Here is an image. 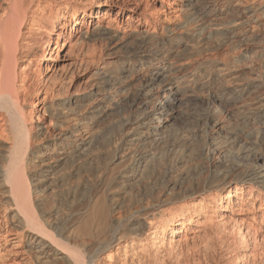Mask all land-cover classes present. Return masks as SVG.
<instances>
[{"label": "bare ground", "instance_id": "obj_1", "mask_svg": "<svg viewBox=\"0 0 264 264\" xmlns=\"http://www.w3.org/2000/svg\"><path fill=\"white\" fill-rule=\"evenodd\" d=\"M115 1L0 0V204L9 223L0 242L34 264H172L178 248L201 240L214 252L232 231L233 251L260 264L264 66L217 58L241 43V57L257 49L264 59V0L246 10L242 0H182L184 24L164 35L107 23L114 8L126 15ZM98 40L115 56L91 60L88 89L44 75L78 63L77 47ZM211 48L220 57H206ZM186 101L207 108L208 132L190 131L192 114L177 112ZM228 118L237 132H226Z\"/></svg>", "mask_w": 264, "mask_h": 264}, {"label": "rangeland", "instance_id": "obj_2", "mask_svg": "<svg viewBox=\"0 0 264 264\" xmlns=\"http://www.w3.org/2000/svg\"><path fill=\"white\" fill-rule=\"evenodd\" d=\"M260 1H262V0H260ZM260 1L259 0H242V7L241 8L242 9H245V10H246L247 7H248L247 9L252 8L250 6H253V4L256 5V4L262 3ZM216 2H218V3L220 2V4H221L222 3V0H217ZM115 3L118 6L124 5L122 7L126 9V15L125 16H122V17L119 16L118 8H114V10L112 12L108 13L107 23L110 22L109 24H111L113 26H116V25H117V27L120 26L118 28H120V30H122V31H127L128 29H130L132 31L133 30H138V29L145 30L148 26H150V28L152 30H155L158 34L164 35L163 33L164 32L167 33L168 30L169 31L174 30L173 32H175V31L177 32L178 30H176V29L177 28H180L182 26L181 24H184V22H185L184 21L185 18L183 19L184 14L181 13V11H182L181 10V8H182L181 6L183 5V1L182 0H117V1H115ZM219 8H223V7H219ZM130 9H132V11ZM134 9H135V11H134ZM142 19L145 20L143 23L141 22ZM87 29H88V26L86 25L84 27V30H87ZM166 29H167V31H165ZM208 36L209 37H212L211 31H210V33H209V31H206L205 32V37H208ZM213 36H216V38L217 37L219 38V36H217L215 34H213ZM233 47L235 49V51H234L235 54H233L234 53L233 52ZM244 47H245L244 44H241V43L240 44L239 43H236L235 44L234 43L233 46H232V48L229 51H226L225 53L220 54L221 57H220V55H218L215 52L214 48H211L208 52H205L204 54H206V57H207V55L210 56L211 53L212 54L214 53V56L213 55L212 56L214 58L215 57L216 58L217 57H220V58H217L220 61H221V58L223 59L222 56L225 55L224 57H226L228 55V57H229L230 56L229 54H231L233 56V57L231 56L233 58V62H235V64H236L235 65L233 63L234 64L233 66H237V67H238V64L240 66L241 65V61H244V60H245L244 62L247 65L249 63V66L251 64L260 65L261 63L264 66V63H263L264 62V59L263 58H262L263 60L259 59L260 62L258 61V58H261L262 57V56H260L261 55L260 50L254 49L252 51V53L250 52L248 55H246L248 57V60L245 57H241V55L242 56H245L244 54H241V52L243 51V50H241V48L244 49ZM111 50L112 49L108 45V43L107 42L105 43L104 41L98 40V41H95L93 43L83 42L76 49V51H77L76 53L79 55L78 63L75 62L76 64H73V66L72 65H69L68 66V64L65 63V62L59 63V66L57 68L55 67L54 70H52V71H48V72L46 71L47 73L44 74V75L47 76V78L49 79V81L50 80L51 81H53V80L54 81H59L61 79H66V81H68L67 83L69 85H71V84L73 85L74 84L75 85L74 87H76V88L88 89L89 88V85H87V83L85 81V76L91 71V69L93 67L92 66V63H91L92 62L91 60H95V62L97 64L104 63V62H108V61H110V59H112V57L115 56L114 53L111 52ZM67 51L68 50H66L64 53H62V58L65 57ZM254 51H256V53L258 51V53L255 54V56L253 54V53H255ZM56 54H59L60 55L61 54V51H58V53L55 52L54 57H56ZM108 54H111L109 56V58H108ZM86 55H87V57H86ZM91 55L93 57H95V58H92ZM258 55H259V57H258ZM202 56H203V54H202ZM198 57L199 58H202L201 56H198ZM204 57H205V55H204ZM228 57L224 58V60L227 59ZM256 58H257V60H256ZM82 60H83V62H81ZM243 64L244 63L242 62V65L240 66V68L239 67L238 68L239 69H243V68L248 67V66L243 65ZM68 67H70V68H68ZM237 67H236V69H237ZM65 68H68V72L67 73L64 71ZM234 69H235V67H234ZM185 105H186V110L184 109V106ZM193 105H194V107H193ZM196 105H197V107H196ZM181 107H182V109H181ZM181 107L177 111V112L180 113V116H181V114L184 111L186 112L187 115H189L190 113L192 114L191 115V119H190L191 121L189 120L191 123L189 122V124H192L193 123L192 124L193 126L191 127V125H188V128L189 129L192 128L190 131H192L194 134L195 133H198L199 135H203L202 133L208 132V130L206 129V127L204 125V121H202V120L205 119L204 117H206L208 110H207L206 107H203V109H202V104L200 103V101H199V103H198V101H197V103L196 102L190 103V101H188V102L186 101ZM190 107L191 108H194V109H191ZM187 109H188V111L189 110L190 111L188 112ZM191 110H193V112ZM197 111H198V115H196L197 114ZM199 111L202 112V113H200ZM182 115H184V114H182ZM200 115H201V118H200ZM202 115H204V116L202 117ZM195 117H197V120H196ZM234 121H235L234 119L228 118V122L229 123L231 122V123L229 124L228 122H225V123H228L227 125L225 124L226 125L225 126L226 127V132L229 131V130L232 132V128L233 129L235 128V125L234 124H236V122H234ZM177 122H178V125H177V127L175 129L176 132L181 131L180 129L183 128L182 123H181V121H179V119H178ZM232 122H234V124ZM180 123H181V125H180ZM201 124H203V125H201ZM231 124L233 125V127H232ZM228 125H230L229 128H231V129H229L227 127ZM178 126L180 128H178ZM177 128L179 129L178 131H177ZM193 128L196 131L193 130ZM234 131L237 132L236 129H234L233 132ZM115 132H116V128L115 127L114 128L113 127H109L108 131L104 135H105L106 138H111V136L114 135ZM236 134H238V133H236ZM225 135H226V133L223 136H225ZM199 161H198V165L201 167V169H203V171H206L207 165H205V162L203 160L202 161L199 160ZM263 194L264 193H262L261 195H259V198L260 199L258 198V202L255 203V213H256L255 214V218L258 219V222H260L259 220H261V213L264 212V209H263L264 208V200H263L264 199V195ZM1 205L2 204H0V227L8 228L9 223H7L8 221H6L8 212L7 211H4V208ZM259 206H261V208H259ZM251 224L253 225V223H251ZM257 227L258 226H256L255 232H252V234H251V235H253L256 238L258 236H260V233H261L260 231L257 230ZM253 228H255V227H252L251 228L254 231ZM230 234L231 235L232 234H235V232H232L231 231V232H228L227 234H225L223 236L224 237L223 238L224 239L223 240L224 242L222 241L221 245H217L218 247L216 248V251H215V249H213L214 252L212 250L211 251H208L209 254H208V252L207 253L205 252V249H200V248H205V243L202 242L201 240L195 241L194 242V245H193V242H190L189 246L184 247L185 246L184 245L182 247V249H180L181 247L178 248L176 250L178 252H176V253H178L177 256H179V257H176V261L177 262L174 259V261H173L172 264H176V263L177 264H190V263H192L191 262L192 258H193L192 261H194V262H195V260H199L200 261L197 264H226V263L227 264H230V263H228V261L229 262L234 261L235 258H241L242 260L244 259L243 260V263L244 264H252V261L253 260L249 256V252H247V251L246 252H244V251L243 252H241V251L239 252V251H235V250H234L235 252L233 251L232 243H233V239H234V236L235 235H232L233 236L232 237ZM251 235H249V234L248 235H245L246 236L245 239L246 240L247 239L250 240L253 237ZM200 242H202V243H200ZM196 246H197V248H196ZM199 246H200V248H199ZM261 246H262L261 247V250L263 251L264 250V245H261ZM180 250L181 251L183 250L182 251L183 253ZM187 250H188V252H190V253H188L189 254V257L186 256L187 255V252H186ZM191 250H194L198 255H196L195 253H193V251H192V254H191ZM261 250H260V252H262ZM199 251H200V253H199ZM201 251L203 252L202 254H201ZM185 252H186V254H184ZM235 253H237V254H235ZM207 255H209V256H207ZM243 255H245V256H243ZM262 258L260 260H258V261H260L259 262L260 264H264V260H262ZM230 259H231V261H230ZM188 260H189V262H188ZM0 264H34V261H31L28 257L21 256V254L19 253V248H17L16 246H14L12 243H10V242H7V243L0 242Z\"/></svg>", "mask_w": 264, "mask_h": 264}]
</instances>
